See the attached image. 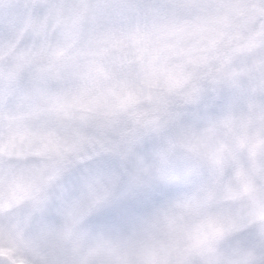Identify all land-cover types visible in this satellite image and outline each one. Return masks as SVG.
<instances>
[{"label": "snow or ice", "instance_id": "6c2138e0", "mask_svg": "<svg viewBox=\"0 0 264 264\" xmlns=\"http://www.w3.org/2000/svg\"><path fill=\"white\" fill-rule=\"evenodd\" d=\"M0 264H264V0H0Z\"/></svg>", "mask_w": 264, "mask_h": 264}]
</instances>
